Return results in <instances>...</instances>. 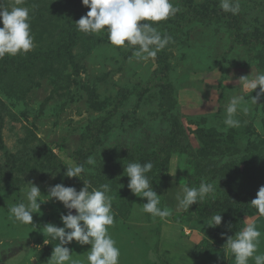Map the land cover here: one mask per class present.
I'll return each instance as SVG.
<instances>
[{
  "label": "rangeland",
  "instance_id": "374dc122",
  "mask_svg": "<svg viewBox=\"0 0 264 264\" xmlns=\"http://www.w3.org/2000/svg\"><path fill=\"white\" fill-rule=\"evenodd\" d=\"M172 2L180 18L154 27L173 41L147 61L133 57L137 46L111 45L106 31H79L75 23L90 10L82 0L19 5L30 9L35 47L0 58V264H47L58 241L40 229L63 227L68 210L46 201L33 214V227L8 209L25 199L29 181L45 196L60 183L79 191L83 181L66 177L63 168L89 156L96 164L85 163L82 179L90 191L111 187L109 233L120 264H235L223 246L246 218L261 232L258 254H264V216L255 209L236 222L231 208L251 203L264 186V97L252 104L256 92L237 85L240 77L264 71V37L258 45L241 44L263 28L264 0H239L237 15L222 11L220 0ZM238 95L249 110L238 111L239 127L229 128L226 107ZM149 158L152 187L172 213L164 219L141 211L146 200L130 192L123 175L129 162ZM201 181L213 183L214 193L189 211L179 209L183 185L198 188ZM216 214L221 225L209 227ZM67 247L88 264L90 245Z\"/></svg>",
  "mask_w": 264,
  "mask_h": 264
},
{
  "label": "clouds",
  "instance_id": "9594fccd",
  "mask_svg": "<svg viewBox=\"0 0 264 264\" xmlns=\"http://www.w3.org/2000/svg\"><path fill=\"white\" fill-rule=\"evenodd\" d=\"M22 3L23 0H16L15 5L9 6L5 0H0V22L3 25L0 27V58L5 55L26 54L35 47L31 32L30 9L19 6ZM82 4L90 10L75 23L79 31L86 34L106 31L108 41L113 46H137L133 51V57L141 61L155 58L173 41L170 35L162 34L154 25L175 17L180 11L172 0H82ZM220 8L232 15H237L241 11L239 0H220ZM237 85L251 94L256 92L255 96L251 95L250 101L257 105L264 97V71L240 77ZM247 103L243 95L232 97L226 107L224 124L227 127H239L240 121L235 117L240 110L248 112ZM85 163L94 166L96 159L89 156ZM85 163H76L70 159L67 162L65 176L83 181L84 186L79 191L60 183L51 186L45 196L41 194L37 185L29 181L24 183L25 199L8 209L9 215L15 221L33 227H35L33 214L37 210L40 211L41 204L46 201L60 202L68 210L67 215L61 216L63 227L45 224L40 229L44 236L58 241L47 264H82V261L76 259L74 253L67 247L73 241L81 246H91L86 256L88 264H120V249L109 233V228L115 222V213L112 209L113 197L109 195L111 187L105 183L90 191L89 182L82 179V174L89 171ZM153 167L150 161L143 164L129 162L124 166L123 175L129 178L127 187L130 192L146 200V203L140 206L141 211L164 219L172 213L167 207L160 206L161 195H158L152 187L148 174ZM214 191V184L211 182L201 181L198 188L184 184L182 195L178 194L176 197L177 207L189 211L192 205L203 201ZM250 204L259 216H264V186L259 188L256 198ZM72 210H75V214ZM222 219V214L213 215L207 225L218 227ZM260 237L261 232L256 224L246 218L244 226L236 231L234 236L226 237L223 247L232 254L235 264H249V260H253L254 264H264V254H258Z\"/></svg>",
  "mask_w": 264,
  "mask_h": 264
},
{
  "label": "trees",
  "instance_id": "16d2710c",
  "mask_svg": "<svg viewBox=\"0 0 264 264\" xmlns=\"http://www.w3.org/2000/svg\"><path fill=\"white\" fill-rule=\"evenodd\" d=\"M195 12L196 11H194V13ZM179 13H180V11L178 12V14H176L177 19H178L179 15H180ZM196 15H199V14L196 12ZM237 30H238V28H237ZM255 35H256V39L254 41L253 40L251 42L250 41L249 42L248 41L247 42L243 41L241 44H246V46H252L253 44L256 43V45H258L263 40L262 37H264V26H263L262 29L257 30ZM245 37H247V36H245ZM263 42H264V40H263ZM149 161L152 162V163L154 162V160L152 158H149ZM63 170H64V172H66V168L65 167L63 168ZM231 208H232L233 216L235 217V221L236 222H238L244 216L253 215L254 212H255V208H253L250 203L244 202V201H239L237 203H234V202L231 203ZM48 251H49V249H48Z\"/></svg>",
  "mask_w": 264,
  "mask_h": 264
}]
</instances>
